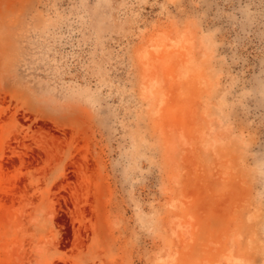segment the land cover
<instances>
[{
    "label": "rangeland",
    "instance_id": "rangeland-1",
    "mask_svg": "<svg viewBox=\"0 0 264 264\" xmlns=\"http://www.w3.org/2000/svg\"><path fill=\"white\" fill-rule=\"evenodd\" d=\"M0 264H264V0H0Z\"/></svg>",
    "mask_w": 264,
    "mask_h": 264
}]
</instances>
